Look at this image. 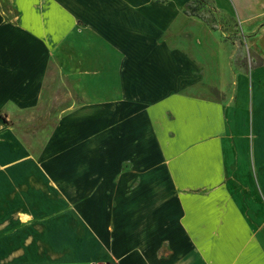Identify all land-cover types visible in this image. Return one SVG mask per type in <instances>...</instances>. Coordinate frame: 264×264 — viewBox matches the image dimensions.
<instances>
[{
    "label": "crops",
    "instance_id": "0c3cea01",
    "mask_svg": "<svg viewBox=\"0 0 264 264\" xmlns=\"http://www.w3.org/2000/svg\"><path fill=\"white\" fill-rule=\"evenodd\" d=\"M192 2L0 0V264H264V0Z\"/></svg>",
    "mask_w": 264,
    "mask_h": 264
},
{
    "label": "rangeland",
    "instance_id": "374dc122",
    "mask_svg": "<svg viewBox=\"0 0 264 264\" xmlns=\"http://www.w3.org/2000/svg\"><path fill=\"white\" fill-rule=\"evenodd\" d=\"M188 10L191 12H197V13L199 12L205 19L211 20L212 9L208 6H205V0H193V2L190 4ZM249 57L251 58L253 63H256L258 61L257 58H255L251 53H248L247 51L242 49L238 55L237 62L241 63L243 61H246L247 58H249ZM203 91L206 92V89L204 88ZM210 92L213 93V91H210ZM54 264H78V263H76V262H59V263H54ZM93 264H95V263H93Z\"/></svg>",
    "mask_w": 264,
    "mask_h": 264
}]
</instances>
